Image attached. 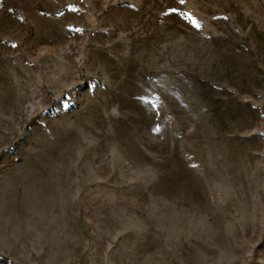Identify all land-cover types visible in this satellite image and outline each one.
I'll return each instance as SVG.
<instances>
[{
  "label": "rangeland",
  "instance_id": "rangeland-1",
  "mask_svg": "<svg viewBox=\"0 0 264 264\" xmlns=\"http://www.w3.org/2000/svg\"><path fill=\"white\" fill-rule=\"evenodd\" d=\"M0 264H264V0H0Z\"/></svg>",
  "mask_w": 264,
  "mask_h": 264
},
{
  "label": "snow or ice",
  "instance_id": "snow-or-ice-1",
  "mask_svg": "<svg viewBox=\"0 0 264 264\" xmlns=\"http://www.w3.org/2000/svg\"><path fill=\"white\" fill-rule=\"evenodd\" d=\"M181 2H183V0H181Z\"/></svg>",
  "mask_w": 264,
  "mask_h": 264
}]
</instances>
